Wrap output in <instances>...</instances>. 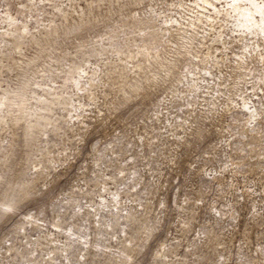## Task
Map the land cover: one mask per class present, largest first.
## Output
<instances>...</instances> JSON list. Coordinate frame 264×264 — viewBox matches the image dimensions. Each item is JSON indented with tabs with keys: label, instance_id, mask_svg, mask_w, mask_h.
Listing matches in <instances>:
<instances>
[{
	"label": "rangeland",
	"instance_id": "1",
	"mask_svg": "<svg viewBox=\"0 0 264 264\" xmlns=\"http://www.w3.org/2000/svg\"><path fill=\"white\" fill-rule=\"evenodd\" d=\"M235 21L0 0V264H264V36Z\"/></svg>",
	"mask_w": 264,
	"mask_h": 264
},
{
	"label": "bare ground",
	"instance_id": "2",
	"mask_svg": "<svg viewBox=\"0 0 264 264\" xmlns=\"http://www.w3.org/2000/svg\"><path fill=\"white\" fill-rule=\"evenodd\" d=\"M202 1V0H201ZM228 1V0H227ZM227 3V2H226ZM252 3H255L256 5H258L257 7H253L252 6ZM208 4V3H207ZM211 4V3H210ZM229 4V3H228ZM230 4H231V8L234 9V11L236 12V21H237V24L240 25V26H243V27H247V28H251V30L253 29L254 32L255 31H258L260 32L259 34H262L264 36V8L260 7L261 5H264V2H262L261 0L258 1V0H250V2H248V0H230ZM230 8V7H229ZM234 14V13H233ZM234 16V15H233ZM9 16H7V18L5 19H8ZM234 19H235V16H234ZM11 20V18H10ZM9 21V20H8ZM235 21V22H236ZM11 22V21H10ZM9 22V23H10ZM13 23V22H12ZM10 25V24H9ZM12 25V24H11ZM10 25V26H11ZM237 25V26H238ZM9 26V27H10ZM13 26V25H12ZM11 26V28H12ZM16 27V26H15ZM242 27V28H243ZM17 30V29H16ZM14 30V31H16ZM19 32V31H18ZM18 34V33H17ZM14 35V34H13ZM16 35V34H15ZM264 40V39H263ZM15 42V41H14ZM17 47V46H15ZM76 69V67H74ZM74 70V69H73ZM77 71H75L76 73ZM78 77V76H77ZM78 81V80H77ZM52 94V93H51ZM23 97V96H22ZM8 98V96H7ZM46 100V99H45ZM44 100V101H45ZM51 100V99H50ZM53 100V99H52ZM8 101V100H7ZM47 103H44L45 104H48L49 102L46 100ZM6 103V102H5ZM40 103H43V101H41ZM2 104V102H1ZM4 104V103H3ZM42 105V104H41ZM49 105V104H48ZM42 107H44L42 105ZM48 107V106H47ZM50 107V106H49ZM45 108L46 109H49ZM44 108V109H45ZM35 113V112H34ZM33 113V115H34ZM38 113V112H37ZM42 114V113H41ZM38 115V114H36ZM44 115V114H43ZM35 117V116H34ZM38 117V116H37ZM46 117V116H45ZM43 117V118H45ZM36 118V117H35ZM43 118H41L40 120L41 123L43 122ZM37 119V118H36ZM40 120H37V121H40ZM35 121V119L33 120ZM45 121V119H44ZM39 124V123H38ZM28 125H30V123L28 122ZM41 125V124H39ZM35 126V125H34ZM38 127V125H36ZM35 126V127H36ZM30 127V126H28ZM27 127V128H28ZM32 127V125H31ZM30 127V128H31ZM26 128V130H27ZM32 129V128H31ZM30 129V130H31ZM32 132V131H31ZM30 132V133H31ZM28 133V132H27ZM29 133V134H30Z\"/></svg>",
	"mask_w": 264,
	"mask_h": 264
},
{
	"label": "snow or ice",
	"instance_id": "3",
	"mask_svg": "<svg viewBox=\"0 0 264 264\" xmlns=\"http://www.w3.org/2000/svg\"><path fill=\"white\" fill-rule=\"evenodd\" d=\"M248 2H250V0H248ZM253 7H257L258 5H256L255 3H252ZM260 7L264 8V5H261Z\"/></svg>",
	"mask_w": 264,
	"mask_h": 264
}]
</instances>
